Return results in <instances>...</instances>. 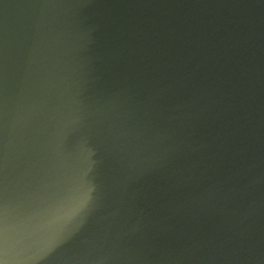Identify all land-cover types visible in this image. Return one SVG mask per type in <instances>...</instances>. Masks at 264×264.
Wrapping results in <instances>:
<instances>
[{
    "label": "water",
    "instance_id": "obj_1",
    "mask_svg": "<svg viewBox=\"0 0 264 264\" xmlns=\"http://www.w3.org/2000/svg\"><path fill=\"white\" fill-rule=\"evenodd\" d=\"M0 264H264V0H0Z\"/></svg>",
    "mask_w": 264,
    "mask_h": 264
}]
</instances>
